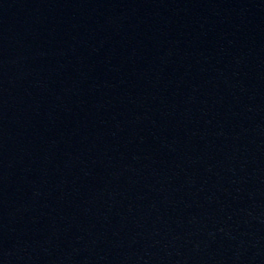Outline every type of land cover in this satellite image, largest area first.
<instances>
[{
	"label": "water",
	"instance_id": "water-1",
	"mask_svg": "<svg viewBox=\"0 0 264 264\" xmlns=\"http://www.w3.org/2000/svg\"><path fill=\"white\" fill-rule=\"evenodd\" d=\"M107 0H0V264H36Z\"/></svg>",
	"mask_w": 264,
	"mask_h": 264
}]
</instances>
